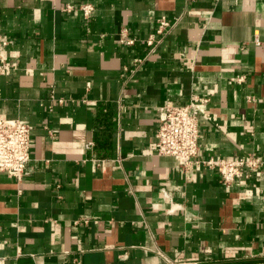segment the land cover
I'll use <instances>...</instances> for the list:
<instances>
[{"label":"crops","instance_id":"obj_1","mask_svg":"<svg viewBox=\"0 0 264 264\" xmlns=\"http://www.w3.org/2000/svg\"><path fill=\"white\" fill-rule=\"evenodd\" d=\"M0 35V118L31 129L5 264H264V170L226 187L155 148L160 106L200 95L199 159L264 157V0H0Z\"/></svg>","mask_w":264,"mask_h":264},{"label":"built area","instance_id":"obj_2","mask_svg":"<svg viewBox=\"0 0 264 264\" xmlns=\"http://www.w3.org/2000/svg\"><path fill=\"white\" fill-rule=\"evenodd\" d=\"M72 9V5L66 6V10ZM79 9L86 18H89L94 11V6L88 3L81 5ZM169 26L168 19L162 16L159 19L157 34H162ZM125 42L133 44L135 40L128 39ZM146 42L153 48L157 43L155 35H150ZM255 42L260 43L258 38ZM10 43L9 39L0 35V77L8 73L11 68L10 61L3 55ZM244 79L245 76L233 78L238 83L243 82ZM51 97L54 98L53 95ZM59 102L62 100L60 99ZM208 102V97L193 95L187 103L182 105L168 103L161 105L156 131L157 153L175 157L184 172L193 171L198 165L215 169L220 174L221 183L226 187L234 185L240 179L254 180L261 177L264 170V157L257 153L235 158H198L201 139L199 121L204 112L203 106ZM93 145L94 142H89L87 148ZM30 149L29 125L19 119L0 118V173H6L17 179L27 176L30 173ZM0 264H5L4 258L0 257Z\"/></svg>","mask_w":264,"mask_h":264}]
</instances>
